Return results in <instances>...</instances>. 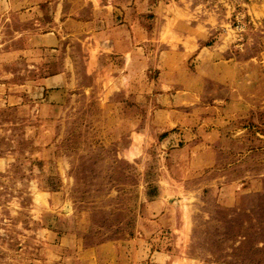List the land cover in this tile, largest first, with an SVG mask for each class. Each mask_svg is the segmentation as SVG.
I'll use <instances>...</instances> for the list:
<instances>
[{"label":"rangeland","instance_id":"374dc122","mask_svg":"<svg viewBox=\"0 0 264 264\" xmlns=\"http://www.w3.org/2000/svg\"><path fill=\"white\" fill-rule=\"evenodd\" d=\"M107 1L0 0V264H264V0H180L230 71L161 64L176 0L98 53Z\"/></svg>","mask_w":264,"mask_h":264},{"label":"crops","instance_id":"0c3cea01","mask_svg":"<svg viewBox=\"0 0 264 264\" xmlns=\"http://www.w3.org/2000/svg\"><path fill=\"white\" fill-rule=\"evenodd\" d=\"M134 6L128 8L125 4L121 8L114 6L112 0H108L105 7L107 19L102 20L101 25L94 18L90 22L79 21L80 26L87 24L92 26L90 41L91 49L100 52L127 53L133 56H139L144 51L145 28L139 20V12L143 11V0H134ZM170 3H158L153 6L156 17V39L164 42L165 46L161 49L160 62L164 66L181 65L190 58L194 60V66L197 68H228L230 71L234 66L231 59L223 60L219 57L221 53L214 46L207 44L209 38L208 15L201 13L199 15L185 13L180 0ZM108 6L112 7L110 10ZM169 7V8H168ZM119 11L120 19L113 21L114 11ZM183 15V16H180ZM116 18V16H115ZM106 22V23H105ZM162 35L166 36L162 39ZM221 59V60H220ZM139 65V59L132 63ZM218 76L219 74L216 73ZM195 75V74H194ZM215 75V74H212ZM217 77V76H215ZM69 83L68 74L64 71L57 72L54 75L44 77L41 84L44 89L50 91L62 92ZM50 91H46L49 92ZM52 93V92H51Z\"/></svg>","mask_w":264,"mask_h":264}]
</instances>
